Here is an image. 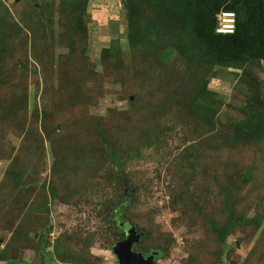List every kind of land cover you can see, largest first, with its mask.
Listing matches in <instances>:
<instances>
[{
  "label": "rangeland",
  "instance_id": "rangeland-1",
  "mask_svg": "<svg viewBox=\"0 0 264 264\" xmlns=\"http://www.w3.org/2000/svg\"><path fill=\"white\" fill-rule=\"evenodd\" d=\"M137 1L0 0V264H118L123 195L157 264H264V125L240 131L264 123V60L209 66ZM240 217L220 245L210 220Z\"/></svg>",
  "mask_w": 264,
  "mask_h": 264
},
{
  "label": "trees",
  "instance_id": "trees-1",
  "mask_svg": "<svg viewBox=\"0 0 264 264\" xmlns=\"http://www.w3.org/2000/svg\"><path fill=\"white\" fill-rule=\"evenodd\" d=\"M69 2L75 0H68ZM149 4L147 9L148 15H154L153 19L158 18L159 21L155 25L156 30L164 33H171L174 30L187 31L197 42L200 49H204V55L209 60L208 65L221 64L227 67L242 68L249 63L264 60V0H146ZM138 4L137 0H130L129 7ZM137 9L140 6L137 5ZM222 10H233L236 13L237 23L236 29L231 34H220L216 32L218 25V14ZM40 11V10H39ZM140 11V10H138ZM139 15H141L139 13ZM43 16V15H42ZM131 18L129 24L131 31L134 32V22ZM155 24V23H154ZM131 32L135 38L134 33ZM186 32V33H187ZM179 36V34H178ZM130 43H134L131 39ZM172 46V45H169ZM167 46V47H169ZM5 71L0 70V76ZM1 79V78H0ZM203 91V90H202ZM212 95H216L209 89H204L202 95L192 104L195 115L205 124L212 123V116L217 112L216 101ZM214 109V110H213ZM240 131L243 137L252 136L256 138L264 123L261 117L254 120L245 119ZM111 156L119 164L120 169L123 163H119L118 155L109 150ZM141 149L138 148L134 156H141ZM118 172H113L112 178L117 180L119 184L125 186L118 179ZM134 188V186H132ZM111 207L109 218L110 222L116 230V240L113 243V251L118 242L125 240L123 233L129 232L132 227L139 235L132 249H137L144 240L149 239L151 232L140 229L136 224L123 220L121 214L130 205L131 196L126 197ZM109 208V206L107 207ZM243 221V218H231L223 225H219L216 220H210V226L217 235L218 243L221 245L226 242V238L233 232L234 228ZM128 224V227L127 225ZM114 233V234H115ZM130 233V232H129ZM141 243V244H140ZM138 246V247H137ZM135 251V250H134ZM145 255H154V258L163 255L162 248L148 249V251H135ZM143 252V253H142ZM116 254V253H115ZM117 255V254H116ZM118 257V256H117ZM79 262L87 263L88 258L84 254L76 257ZM19 264H29L22 262Z\"/></svg>",
  "mask_w": 264,
  "mask_h": 264
},
{
  "label": "water",
  "instance_id": "water-1",
  "mask_svg": "<svg viewBox=\"0 0 264 264\" xmlns=\"http://www.w3.org/2000/svg\"><path fill=\"white\" fill-rule=\"evenodd\" d=\"M129 232V236L125 240L118 242L114 248L119 264H154L155 254L145 257L132 249L134 243L139 240V235H137L134 227Z\"/></svg>",
  "mask_w": 264,
  "mask_h": 264
},
{
  "label": "built area",
  "instance_id": "built-area-1",
  "mask_svg": "<svg viewBox=\"0 0 264 264\" xmlns=\"http://www.w3.org/2000/svg\"><path fill=\"white\" fill-rule=\"evenodd\" d=\"M237 17L233 10H222L218 14V25L216 32L220 34H231L236 29Z\"/></svg>",
  "mask_w": 264,
  "mask_h": 264
},
{
  "label": "flooded vegetation",
  "instance_id": "flooded-vegetation-1",
  "mask_svg": "<svg viewBox=\"0 0 264 264\" xmlns=\"http://www.w3.org/2000/svg\"><path fill=\"white\" fill-rule=\"evenodd\" d=\"M123 236H124V238H126L127 236H129V232H126L125 234L123 233ZM135 251H138L139 252V250L138 249H134ZM143 253V252H142ZM145 257H149V255H145ZM160 256H158L157 257V260H156V258L154 259V264H157V262H158V258H159ZM119 261V260H118ZM118 264H119V262H118Z\"/></svg>",
  "mask_w": 264,
  "mask_h": 264
}]
</instances>
